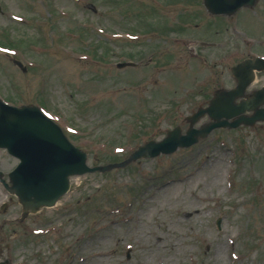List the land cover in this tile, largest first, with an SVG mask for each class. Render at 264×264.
<instances>
[{"label": "rangeland", "instance_id": "374dc122", "mask_svg": "<svg viewBox=\"0 0 264 264\" xmlns=\"http://www.w3.org/2000/svg\"><path fill=\"white\" fill-rule=\"evenodd\" d=\"M203 1L0 0V45L12 49L0 52V96L43 107L89 166L121 164L176 126L184 133L185 117L212 96L214 58L231 53L220 78L249 51L242 33L264 28L261 1L258 15H247L252 26L239 27L238 14L228 23L212 18ZM230 19L232 32L223 25ZM175 37L222 40L226 49L219 55ZM15 163L0 151L5 175ZM123 167L74 177L56 207L24 221L0 184V207L8 204L0 208V263L264 264V124Z\"/></svg>", "mask_w": 264, "mask_h": 264}, {"label": "water", "instance_id": "95a60500", "mask_svg": "<svg viewBox=\"0 0 264 264\" xmlns=\"http://www.w3.org/2000/svg\"><path fill=\"white\" fill-rule=\"evenodd\" d=\"M254 3L255 0H205V5L212 14H231L242 6H252ZM124 66L126 65H119ZM245 66L241 67L242 70H246ZM247 66L260 70L264 68V62L256 60L249 62ZM213 106L215 102H211V107ZM225 111L218 109L213 115L212 108L200 110L189 118L192 125L205 113H209L219 122L201 129L191 128L186 135H182L181 130L176 128L168 133L164 141L148 143L123 164L89 168L86 164L87 155L70 144L60 128L39 109L34 106L16 108L0 101V148H6L20 160L18 167L10 174L11 186L4 183L5 187L19 199L24 216L29 212L36 213L42 207L55 206L68 192L70 177L105 172L115 167H123L133 160L154 158L162 153L172 154L179 147H190L200 137H207L213 129L226 127L221 119L231 118L236 112ZM255 121L256 118L247 120L241 117L229 126L235 128L241 123L253 124Z\"/></svg>", "mask_w": 264, "mask_h": 264}, {"label": "flooded vegetation", "instance_id": "af4514ba", "mask_svg": "<svg viewBox=\"0 0 264 264\" xmlns=\"http://www.w3.org/2000/svg\"><path fill=\"white\" fill-rule=\"evenodd\" d=\"M248 14H244L243 16H239L238 20L236 21V24H239L241 26V20L250 24L252 26V22L250 21L249 17L247 15H250L251 16H257L258 15V11L254 10V11H248L247 12ZM254 18V17H253ZM226 22L228 23V19L226 20ZM223 24V23H222ZM224 27L227 29V27L229 28V31H231V28H232V20L230 19V23L229 24H223ZM227 26V27H226ZM257 31V35L256 36H253V35H250L249 32H245L244 33V39H243V42L242 44H244V47L249 49V51L247 52L246 56H244L241 60H245V59H249V58H253L252 56V52L253 50H250V42H248V38H252V39H255L256 40V44H257V47L258 48H261L263 47L264 48V28L261 29V31H259V29H255ZM217 41H222V40H217ZM218 48H215V51L217 52ZM218 53V52H217ZM218 59L215 60L214 58V61H213V70L215 72V88H219L222 84L220 82V79L218 78V72H217V62ZM239 63V61L237 62ZM233 68V67H231ZM231 70V69H230ZM254 80L253 82L246 88L245 92H244V98L245 101H248V100H253V99H256V96L257 94H262L264 95V71H257V72H254V75L252 77ZM225 83L224 85L229 87V88H232L234 87L235 85V80L231 74V72L229 71V76L225 77ZM8 206V205H7ZM6 206V208H7Z\"/></svg>", "mask_w": 264, "mask_h": 264}, {"label": "bare ground", "instance_id": "6f19581e", "mask_svg": "<svg viewBox=\"0 0 264 264\" xmlns=\"http://www.w3.org/2000/svg\"><path fill=\"white\" fill-rule=\"evenodd\" d=\"M192 215V213L188 214V217H190Z\"/></svg>", "mask_w": 264, "mask_h": 264}]
</instances>
